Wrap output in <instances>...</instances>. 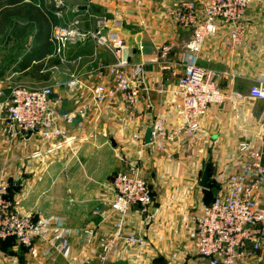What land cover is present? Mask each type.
<instances>
[{"label": "crops", "instance_id": "crops-1", "mask_svg": "<svg viewBox=\"0 0 264 264\" xmlns=\"http://www.w3.org/2000/svg\"><path fill=\"white\" fill-rule=\"evenodd\" d=\"M8 1L0 0V5ZM174 9L173 0H146L140 8L117 0H65L63 16L55 15L57 25L79 19L78 29L84 33L95 31L99 19H110L108 34L122 39L130 62L144 61L154 108L140 102L129 117L121 104L100 114L90 100L88 87L98 82L92 70L113 61L112 54L93 38L68 43L58 54L56 43L49 41L54 27L41 35L39 26L24 21L17 30L0 32L7 43L13 41V46L0 45V89L16 83L50 86L57 123L67 131L65 137L49 142L38 134L12 136L0 114V178L12 183L18 207L46 225L42 239L32 249L0 244V264H100L99 239L117 233L116 218L103 220L101 216L108 212L112 199L104 186L126 169L127 162L136 163L151 184L155 217L150 221L136 207L131 209L124 220L126 232L143 233L147 244L130 247L115 241L105 264H207L195 252L193 224L200 207L213 199L208 189L199 186L202 163L208 161L209 177L216 185L220 173L237 168L240 142L258 146L264 139V99L249 96L253 86H264V0H255L249 10V28L240 48L226 50L222 30L206 41L198 57L182 49L191 31L180 27ZM112 20L122 25L116 26ZM165 44L172 45L173 52L162 69L159 48ZM45 50L49 51L46 57ZM32 51L28 58L33 60L25 64L24 58ZM190 63L223 72L225 90L246 98L237 109L228 103L212 106L202 125L203 143L189 154L184 143L170 146L177 157L170 161L145 143V135L153 115H160L169 128L182 122L175 89ZM72 75L82 82L75 89L67 85ZM103 79L110 80L105 71ZM158 82L164 84L163 94L154 91ZM85 106L88 111L78 114ZM137 134L140 140L135 139ZM96 209L100 214H95ZM94 225L98 229L87 243L85 228ZM63 239L69 246L65 254L56 250ZM250 264H264V252Z\"/></svg>", "mask_w": 264, "mask_h": 264}, {"label": "built area", "instance_id": "built-area-1", "mask_svg": "<svg viewBox=\"0 0 264 264\" xmlns=\"http://www.w3.org/2000/svg\"><path fill=\"white\" fill-rule=\"evenodd\" d=\"M58 9L57 17L63 16L61 8L65 0H52ZM146 0H117L121 5L142 7ZM255 0H173L174 18L183 29L191 31L188 40L182 42L184 51L199 56L207 40L217 37L225 30L224 47L235 51L244 42L249 28V10ZM110 19L98 20L95 31L81 32L79 19L68 24L54 27L51 41L56 43V53L60 54L68 43L93 38L98 45L109 51L113 61L92 70L98 80L91 92V102L100 114L106 110L123 105L127 116L138 107L140 102L152 110L149 97L151 86L146 77L145 63H131L122 39L108 34ZM113 22V20H112ZM114 25L121 26L115 20ZM173 52L170 44L159 48V63L162 69ZM103 71L110 80L103 79ZM225 74L217 69L207 68L197 63L185 66L178 79L175 95L179 98L178 117L181 123L169 128L160 115H153L150 125L153 149L164 154L170 161L177 157L170 146L184 143L185 151L193 152L196 145L204 141L203 122L208 118L214 105L228 103L237 109L246 96L237 91L227 92L222 85ZM79 76L72 75L67 82L71 89L81 86ZM158 94L165 92L164 84L154 85ZM53 89L50 86L29 87L24 84H9L0 89V114L4 116L7 132L12 136L38 134L45 142L56 141L67 135V131L57 123L55 110L51 103ZM249 96L264 99V86H253ZM85 106L78 114H85ZM70 121V118L68 117ZM135 139L140 140V135ZM143 141V136L141 137ZM237 168L222 172L216 179L218 192L209 204L200 207L193 218L195 226V252L207 260V264H250L264 252V139L258 146L244 140L238 145ZM126 169L118 172L104 186L105 192L112 194L107 213L102 219L116 218L114 236H101L99 239L100 264H105L115 241L121 240L130 247H144L147 237L135 230L126 232L125 217L133 208L147 220L155 215L154 194L151 184L140 173L136 163L127 162ZM95 214H100L96 209ZM98 226L86 227L87 243L95 236ZM46 225L33 215L22 211L10 193L7 178H0V242L14 237L28 249L42 239ZM59 253L69 250L63 239L56 247Z\"/></svg>", "mask_w": 264, "mask_h": 264}, {"label": "trees", "instance_id": "trees-1", "mask_svg": "<svg viewBox=\"0 0 264 264\" xmlns=\"http://www.w3.org/2000/svg\"><path fill=\"white\" fill-rule=\"evenodd\" d=\"M6 4V5H5ZM58 9L56 4L52 0H13L8 1V3H4V5H0V32H4L10 29V31H14L15 29H19L21 22L28 21L31 23H35L39 26L40 34L44 35L49 31L50 27H55L58 24V20L54 12ZM28 26V25H26ZM52 37V35L50 36ZM50 44H53L50 38ZM46 51V50H45ZM33 51L27 54L24 58V63H30L29 59L32 57ZM49 51L43 52L42 54L46 55ZM29 57V58H28ZM38 61V60H37ZM42 67V66H40ZM209 164L207 163V168ZM209 172V168H208ZM211 186H216L214 182L211 180ZM13 186L10 183V193L12 196ZM211 193L212 191L208 189ZM213 195V193H212ZM214 198V195H213ZM213 200V199H212ZM212 200L206 204L212 202ZM0 244H10L15 246L18 244L20 247L24 248L26 251L28 248L20 245L18 241L14 238H8L0 242Z\"/></svg>", "mask_w": 264, "mask_h": 264}, {"label": "water", "instance_id": "water-1", "mask_svg": "<svg viewBox=\"0 0 264 264\" xmlns=\"http://www.w3.org/2000/svg\"><path fill=\"white\" fill-rule=\"evenodd\" d=\"M84 1H88V0H84ZM2 68H3V63L0 62V70H2ZM150 142H151V130L149 129L145 135V143L149 144ZM207 162H208L207 160H204L202 163V176L199 182V186L204 189H210L215 197L218 192V189L216 186H211V179L209 177Z\"/></svg>", "mask_w": 264, "mask_h": 264}, {"label": "rangeland", "instance_id": "rangeland-1", "mask_svg": "<svg viewBox=\"0 0 264 264\" xmlns=\"http://www.w3.org/2000/svg\"><path fill=\"white\" fill-rule=\"evenodd\" d=\"M21 28H22V27H21ZM23 28H24V27H23ZM2 37H3V38H2ZM4 37H5V36H1V37H0V45H3V46H7V45H8V46H9V45L11 44V45L13 46V44H12L13 41L7 43V41L5 40ZM7 37H11V34H9ZM12 50H14V47L11 48V51H12Z\"/></svg>", "mask_w": 264, "mask_h": 264}]
</instances>
